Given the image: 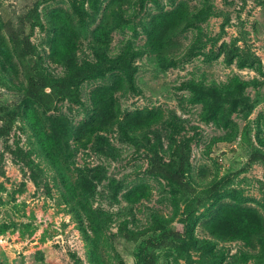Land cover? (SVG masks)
Instances as JSON below:
<instances>
[{"label": "rangeland", "instance_id": "rangeland-1", "mask_svg": "<svg viewBox=\"0 0 264 264\" xmlns=\"http://www.w3.org/2000/svg\"><path fill=\"white\" fill-rule=\"evenodd\" d=\"M0 264H264V0H0Z\"/></svg>", "mask_w": 264, "mask_h": 264}, {"label": "trees", "instance_id": "trees-1", "mask_svg": "<svg viewBox=\"0 0 264 264\" xmlns=\"http://www.w3.org/2000/svg\"><path fill=\"white\" fill-rule=\"evenodd\" d=\"M16 43L21 56L32 54L35 50L32 40L28 35L22 38L19 37L16 39ZM84 71L85 70L77 69L74 73L67 74L61 78H53L47 74L34 75L29 80L26 95L38 102L45 109H50L55 105L57 100L61 98H76L78 96V84L87 76V72ZM141 113L144 115V120L142 121L143 126L155 124L164 116V111L160 108L144 109ZM13 117L14 116H11L7 121V127L4 133L9 132ZM188 162L189 156L184 153L181 157L178 169L172 170L167 164L162 162L160 153H156L151 171L160 173L184 186L186 185L184 179ZM141 186L142 192L148 190L146 185ZM127 236L133 237L129 235V232Z\"/></svg>", "mask_w": 264, "mask_h": 264}]
</instances>
